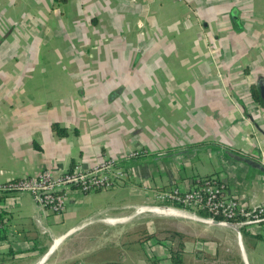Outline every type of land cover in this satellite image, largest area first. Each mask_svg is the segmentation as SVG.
Wrapping results in <instances>:
<instances>
[{"label":"crops","instance_id":"0c3cea01","mask_svg":"<svg viewBox=\"0 0 264 264\" xmlns=\"http://www.w3.org/2000/svg\"><path fill=\"white\" fill-rule=\"evenodd\" d=\"M259 76L264 0H0V182L147 152L124 165V185L71 190L59 216L0 196V264H138L134 252L150 264L166 256L152 234L168 230L187 239L181 264H264V222L239 239L134 212L203 178L264 206V175L228 155L264 167Z\"/></svg>","mask_w":264,"mask_h":264},{"label":"built area","instance_id":"2783aa9c","mask_svg":"<svg viewBox=\"0 0 264 264\" xmlns=\"http://www.w3.org/2000/svg\"><path fill=\"white\" fill-rule=\"evenodd\" d=\"M144 157H147L146 151L134 150L119 158H104L86 169L74 165L71 170L57 176L43 170L34 177H19L0 182V196L28 195L44 215L59 216L66 209L71 190L78 189L81 193L89 195L116 189L124 185V165ZM154 199L163 205L139 207L134 210L135 214L162 213L163 210L157 207L165 206L208 222L216 221L221 227L231 228L234 232L235 228L241 231L243 228L259 226L264 222L262 204H241L230 196L225 185L212 178H203L188 190L178 186L169 190H157ZM117 220L104 221L113 223ZM88 223L84 222L81 227Z\"/></svg>","mask_w":264,"mask_h":264},{"label":"water","instance_id":"95a60500","mask_svg":"<svg viewBox=\"0 0 264 264\" xmlns=\"http://www.w3.org/2000/svg\"><path fill=\"white\" fill-rule=\"evenodd\" d=\"M256 88H257V90H258V92L260 94V97L263 98V100H264V78L263 77L259 76V78L257 79ZM228 155L230 157L236 159L237 161L245 164L246 166L252 168V169L253 168L257 169L260 173H262L264 175V167L260 163L254 161L253 158L234 156V155H231L230 153ZM157 208H160V210H163L162 214L171 215L173 217H182L184 219H187V220H190V221H194V222H197V223H202V224H207V225H214V226L215 225L216 226H220V223H218L216 221L208 222V221H205V220L200 219V218L192 217V216L187 215V214H185L183 212L176 211L175 209H172L170 207H165L164 206V207H157ZM82 225H83V223L77 225L76 227L73 228V231L74 232L78 231ZM235 232L237 234V237L240 239L241 231H239L237 228H235ZM59 242H60V239L55 240L54 243H53V246L57 245Z\"/></svg>","mask_w":264,"mask_h":264},{"label":"rangeland","instance_id":"374dc122","mask_svg":"<svg viewBox=\"0 0 264 264\" xmlns=\"http://www.w3.org/2000/svg\"><path fill=\"white\" fill-rule=\"evenodd\" d=\"M172 232H175V231H170V230H168V231H160V232H156V233H153L152 235L153 236H156V237H158V238H160V239H162V238H164L163 240H167L169 237H170V234L172 233ZM176 233H178V232H176ZM149 236H151V235H149ZM148 236V237H149ZM145 237V236H144ZM182 237H183V239H182V243H183V246H184V243L185 242H187L186 240V238H185V236H183L182 235ZM179 242H178V240H177V238H175L173 241H166L165 242V250H166V256H165V258H161V259H159V261H157V260H155V259H151V260H149V262H150V264H170V253H169V248H173V251H176V250H178L179 249V244H178ZM188 243V242H187ZM181 252L183 253L184 252V248H182V250H181ZM141 256H143L144 257V254L143 253H140V255L138 256V254H136L135 252H134V254H133V261H135L137 258V262H138V264H140L141 263V261H140V257ZM145 258V257H144ZM180 260H181V262H182V256L180 257Z\"/></svg>","mask_w":264,"mask_h":264},{"label":"trees","instance_id":"16d2710c","mask_svg":"<svg viewBox=\"0 0 264 264\" xmlns=\"http://www.w3.org/2000/svg\"><path fill=\"white\" fill-rule=\"evenodd\" d=\"M58 3H64L66 0H56ZM251 95H252V98L254 99V101L256 102H260L259 101V94H258V91L255 90L254 88L251 90ZM52 131L54 133H56L58 136H66V133L61 130L57 125L53 124L52 125ZM175 238H177L178 240V244H179V249L176 250V251H173V248H169V253H170V264H181V260H180V257H181V250L183 248V243H182V235H180L179 233H176V232H172L170 234V237L167 239V240H164V242L166 241H173ZM165 244V243H164ZM118 264V263H117Z\"/></svg>","mask_w":264,"mask_h":264},{"label":"flooded vegetation","instance_id":"af4514ba","mask_svg":"<svg viewBox=\"0 0 264 264\" xmlns=\"http://www.w3.org/2000/svg\"><path fill=\"white\" fill-rule=\"evenodd\" d=\"M258 91V90H257ZM259 93V92H258ZM259 96H260V94H259ZM261 98V97H260ZM261 99H263V98H261Z\"/></svg>","mask_w":264,"mask_h":264},{"label":"bare ground","instance_id":"6f19581e","mask_svg":"<svg viewBox=\"0 0 264 264\" xmlns=\"http://www.w3.org/2000/svg\"><path fill=\"white\" fill-rule=\"evenodd\" d=\"M159 214V213H158ZM167 216V215H166Z\"/></svg>","mask_w":264,"mask_h":264}]
</instances>
